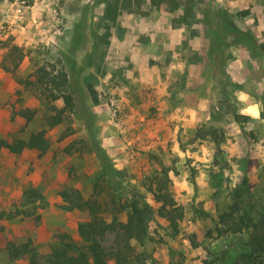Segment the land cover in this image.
<instances>
[{
	"label": "rangeland",
	"instance_id": "rangeland-1",
	"mask_svg": "<svg viewBox=\"0 0 264 264\" xmlns=\"http://www.w3.org/2000/svg\"><path fill=\"white\" fill-rule=\"evenodd\" d=\"M176 2L171 11L144 0L111 23L104 0H0V139L45 129L50 142L43 155L0 151V264L29 261L9 260L7 242L31 239L37 264H49L60 234L81 244L77 226L88 213L68 210L62 192L93 194L107 208L116 187L156 209L149 188L163 179L184 216L174 233L154 214L151 239L137 245L146 264H258L247 233L218 229L244 174L245 207L264 198V0ZM188 6L193 17L174 21ZM220 12L263 51L250 56L229 35L213 38ZM39 66L64 71L74 98L53 128L38 91L19 83ZM21 110L34 112L31 122Z\"/></svg>",
	"mask_w": 264,
	"mask_h": 264
},
{
	"label": "trees",
	"instance_id": "trees-1",
	"mask_svg": "<svg viewBox=\"0 0 264 264\" xmlns=\"http://www.w3.org/2000/svg\"><path fill=\"white\" fill-rule=\"evenodd\" d=\"M104 1L103 18L111 23L115 22L122 11L135 12L139 8L141 11L144 2V0ZM149 4L154 8L167 7L171 11L178 8L176 0H149ZM248 13L243 11L238 12L237 15L246 16ZM216 16L222 20V25L216 27L215 32L212 30L213 38L215 37L217 41H220L222 36L229 35L231 44L244 47L250 56H256L259 51H263V46L258 44L255 36L235 26L228 13L220 12ZM188 17H193L189 6L184 9L182 16L174 21L186 23ZM29 77H33L34 80L29 81L26 78L19 83H24L27 88L36 89L43 98L46 109L50 112L46 125L49 128L60 125L66 115L75 108L67 74L64 71L47 70L45 66H39ZM88 89L96 100V91L91 86ZM57 100L62 101L63 106L60 109L54 105ZM232 113L234 120L241 117L234 111ZM17 115L24 118L27 124L32 121L34 112L21 110ZM49 149L50 142L45 129L31 133L26 138L0 139V151L5 150L13 155H19L25 150L43 155ZM66 152H70L69 148ZM114 173L112 171L111 175ZM248 181V177L244 174L241 181L234 186L235 202L229 212L219 216L221 228L218 232L220 235L247 233L246 247L257 256L258 264H264V198L256 204L249 203L248 208L245 207L242 197L244 192L249 191ZM166 182L163 179L162 182H158L155 189L149 188L154 202L159 205L156 209L146 202L142 194L134 193L124 197L116 187H113L114 194L106 204L108 209L104 208L103 203L93 194L85 198L79 192H62L60 196L66 203V208L70 211H86L88 220L77 226V235L81 244L75 243L68 234L57 236L58 242L52 246L49 264H146L147 258L143 252L137 250V245L142 246L145 240L151 239L149 222L154 214L164 219L174 233L177 232L179 222L184 216L182 208L176 205L169 194ZM261 186L264 196V178ZM29 195L40 197L36 191L28 193ZM107 211L109 214L106 213ZM120 215H123V220ZM4 250L11 261L28 256V264H37L35 247L31 239L19 244L7 242Z\"/></svg>",
	"mask_w": 264,
	"mask_h": 264
},
{
	"label": "built area",
	"instance_id": "built-area-1",
	"mask_svg": "<svg viewBox=\"0 0 264 264\" xmlns=\"http://www.w3.org/2000/svg\"><path fill=\"white\" fill-rule=\"evenodd\" d=\"M0 25H1V23H0ZM3 27L2 26H0V29H2ZM117 107V106H116Z\"/></svg>",
	"mask_w": 264,
	"mask_h": 264
}]
</instances>
